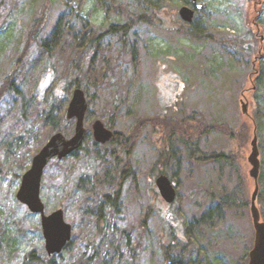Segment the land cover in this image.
Instances as JSON below:
<instances>
[{"label":"rangeland","instance_id":"1","mask_svg":"<svg viewBox=\"0 0 264 264\" xmlns=\"http://www.w3.org/2000/svg\"><path fill=\"white\" fill-rule=\"evenodd\" d=\"M197 1L204 9L188 24L179 12L194 9L193 0H0V89L19 88L29 102L23 112L13 91L0 99V264H24L33 250L35 259L47 254L41 217L16 195L49 139L74 135L75 120L64 116L76 88L89 104L84 150L51 162L41 187L46 213L62 209L73 228L69 249L52 264H249L250 209L219 200L236 187L222 166L191 162L174 140L166 171L176 202L167 204L155 185L164 168L157 165L163 126L155 119L196 111L209 124L236 127L241 93L250 113V79L264 69V61L228 43L251 33L264 42V0ZM138 16L151 23L111 33ZM95 120L132 140L131 170L120 144L96 143ZM225 144L213 132L201 147L209 152ZM120 190L117 206L102 209L98 223L102 196Z\"/></svg>","mask_w":264,"mask_h":264},{"label":"trees","instance_id":"2","mask_svg":"<svg viewBox=\"0 0 264 264\" xmlns=\"http://www.w3.org/2000/svg\"><path fill=\"white\" fill-rule=\"evenodd\" d=\"M42 15L34 22L33 30L31 38L36 39L40 33V25L42 23ZM135 19V18H134ZM136 21H145L148 22L146 16H138L135 20H130L129 24L124 25L122 27H114L111 28V33L116 31L123 32L124 35H127L131 29V23H135ZM233 49L237 50V48L241 49L245 54H249L255 58V63L264 61V42L256 39L254 34H249V39H241V41L231 40L228 42ZM45 46V45H44ZM257 47V49H256ZM46 48V46H45ZM258 60V61H257ZM257 73L252 75V79L250 82L254 83V88H250L251 91V104H250V118L244 115L240 116V120L236 127H231L230 125L224 124H209L204 120L198 117V112L193 111L181 119H155V125L161 124L163 126L162 131V142L163 148L161 150L160 158L157 165L164 167L161 171L160 175H167L166 165L168 164V160L171 156V149L173 145V141L181 143L186 151V155L188 160L194 162L198 165L208 164V163H216L230 174L232 179L234 180L236 187L235 189L228 195H223L219 197V200L228 206L236 207V208H249L251 196L254 190V182L250 177L251 165L248 161L249 155L251 153V142L254 136V130L257 128V135L259 139V149H260V159H261V171L259 178V186L264 188V69H257ZM15 87V84H12ZM7 90L13 91L15 95L23 100V92L19 90V88H1L0 89V99L3 93ZM53 93V92H52ZM51 93V95H52ZM28 101L23 100V112L28 108ZM52 103H50L51 106ZM51 125L56 128V123L52 120L51 113ZM48 115V116H49ZM47 116V117H48ZM213 132L220 133L226 139V144L222 149L213 150L209 152L203 151L201 147L202 138L204 136L210 135ZM112 142H116L120 144L128 161L126 162V167L131 170V156L133 152L134 143L128 137L122 136L119 133L115 134ZM84 150L82 147L79 151ZM78 151V152H79ZM74 153L72 156L76 155ZM124 169L120 173L121 178H125L123 176ZM132 171H129L127 175H131ZM104 195L101 198V204L98 207L99 218L97 222H101L103 220L102 209L105 208H114L118 203V195ZM258 207L261 212L262 219L264 220V189L260 190L258 201ZM97 223V224H98ZM99 226V225H98ZM71 243L65 248L64 251L68 250ZM94 245V244H92ZM63 251V252H64ZM36 250H33L31 253H28L27 257L24 260V264H52L53 257H59L60 255L48 256L37 258ZM87 264V261L78 259L73 264Z\"/></svg>","mask_w":264,"mask_h":264},{"label":"water","instance_id":"3","mask_svg":"<svg viewBox=\"0 0 264 264\" xmlns=\"http://www.w3.org/2000/svg\"><path fill=\"white\" fill-rule=\"evenodd\" d=\"M203 9L204 6L202 5H198L195 10L190 7H183L179 15L184 22L191 24L194 21L196 11ZM241 97L242 113L244 116L250 118L249 102L245 96V91L241 93ZM88 110L89 104L84 91L81 88H76L73 91L71 101L64 116L67 122L75 120L74 135L68 139L63 134L56 133L49 139L33 157L29 170L22 176L21 185L16 195L17 200L26 206L32 214L41 217L45 250L48 256L63 253L72 241L73 228L66 222L62 209L51 214L46 213V207L41 199L42 180L45 170L51 162L54 160L62 161L83 147L87 137L85 119ZM92 133L96 143L100 145L111 142L115 137V133L108 129L101 120L93 122ZM260 156L259 139L257 128H255L251 142V153L248 158L251 165L250 177L254 182V190L250 202V214L255 231L254 246L249 254V264H264V220L257 204L260 193ZM155 185L162 199L167 204L172 205L176 202L177 189L167 175H160L155 180Z\"/></svg>","mask_w":264,"mask_h":264},{"label":"flooded vegetation","instance_id":"4","mask_svg":"<svg viewBox=\"0 0 264 264\" xmlns=\"http://www.w3.org/2000/svg\"><path fill=\"white\" fill-rule=\"evenodd\" d=\"M197 0H193V5L192 6H194V10L196 9V7L198 6V4H197ZM261 2H263V0H261L260 1V4H261ZM196 13H197V11H196ZM196 13H195V16H196ZM263 41V40H262ZM261 41V42H262ZM117 193V192H116ZM120 196H121V190H120V192L118 193V199L120 198Z\"/></svg>","mask_w":264,"mask_h":264}]
</instances>
